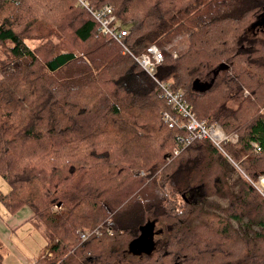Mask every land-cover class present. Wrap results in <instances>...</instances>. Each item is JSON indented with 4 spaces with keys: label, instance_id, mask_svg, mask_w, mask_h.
<instances>
[{
    "label": "trees",
    "instance_id": "trees-1",
    "mask_svg": "<svg viewBox=\"0 0 264 264\" xmlns=\"http://www.w3.org/2000/svg\"><path fill=\"white\" fill-rule=\"evenodd\" d=\"M89 2L113 7L134 54L161 52L158 79L233 137L250 181L207 141L172 154L184 131L164 123L161 90L75 0H0V204L51 232L32 264H264L251 184L264 176V38L249 35L264 0Z\"/></svg>",
    "mask_w": 264,
    "mask_h": 264
},
{
    "label": "built area",
    "instance_id": "built-area-1",
    "mask_svg": "<svg viewBox=\"0 0 264 264\" xmlns=\"http://www.w3.org/2000/svg\"><path fill=\"white\" fill-rule=\"evenodd\" d=\"M79 7L83 8L97 23V33L111 39L117 44L122 54L128 56L134 63L153 81L161 90L162 97L169 106V111L162 115L164 123L169 128H179L184 131L175 139V147L172 154L178 155L183 148L188 147L194 141H207L218 150L224 158L233 163L232 158L225 150V146L233 142L231 135L225 134L218 127L208 125L205 121L199 120L190 106L184 101L180 93L174 92L170 83L162 82L156 76V69L163 61L161 52L155 47H150L145 54L136 55L127 44L128 30L117 19L114 9L109 5L95 7L89 0H75ZM253 153H259L260 147L253 144ZM238 169V168H237ZM239 170V169H238ZM241 174L246 178L248 177ZM250 181V180H249ZM254 188L264 197V176L257 182L251 183ZM83 239L84 236H82Z\"/></svg>",
    "mask_w": 264,
    "mask_h": 264
},
{
    "label": "rangeland",
    "instance_id": "rangeland-1",
    "mask_svg": "<svg viewBox=\"0 0 264 264\" xmlns=\"http://www.w3.org/2000/svg\"><path fill=\"white\" fill-rule=\"evenodd\" d=\"M186 26V25H185ZM124 25V28H127ZM250 37L264 38V29L260 26L252 29L249 33ZM186 32L178 30L173 38L174 47L171 48L174 55L181 54L186 46ZM222 75V71L217 72L216 75L211 73L208 76L198 77V84L210 83L215 80H219ZM245 97H249V94L245 93ZM238 100H234L228 104L230 108H235L238 105ZM227 167L229 169L230 178L242 175L245 173L243 167L232 158L233 163L237 166V169L226 158ZM8 190L6 184L0 179V191L6 193ZM223 205V203H222ZM32 214L27 207H23L14 215L8 214L3 206L0 204V253L2 256L1 264H32L38 257L49 247L53 241V236L49 229H47L39 220L35 217H31Z\"/></svg>",
    "mask_w": 264,
    "mask_h": 264
},
{
    "label": "water",
    "instance_id": "water-1",
    "mask_svg": "<svg viewBox=\"0 0 264 264\" xmlns=\"http://www.w3.org/2000/svg\"><path fill=\"white\" fill-rule=\"evenodd\" d=\"M220 70L218 69V70H216V71H214V75H216L217 74V72H219ZM197 83V82H196ZM198 84V83H197ZM200 85V84H199ZM202 87H204L205 88V86H202ZM203 89V88H202ZM59 206V205H58Z\"/></svg>",
    "mask_w": 264,
    "mask_h": 264
},
{
    "label": "flooded vegetation",
    "instance_id": "flooded-vegetation-1",
    "mask_svg": "<svg viewBox=\"0 0 264 264\" xmlns=\"http://www.w3.org/2000/svg\"><path fill=\"white\" fill-rule=\"evenodd\" d=\"M258 26L262 27V29L264 28V24L262 22H260Z\"/></svg>",
    "mask_w": 264,
    "mask_h": 264
},
{
    "label": "crops",
    "instance_id": "crops-1",
    "mask_svg": "<svg viewBox=\"0 0 264 264\" xmlns=\"http://www.w3.org/2000/svg\"><path fill=\"white\" fill-rule=\"evenodd\" d=\"M32 217V216H31ZM50 246H51V244L49 245V247H47V249H49L50 248ZM47 251H49V250H46L44 253H43V255L44 254H46L47 253Z\"/></svg>",
    "mask_w": 264,
    "mask_h": 264
},
{
    "label": "bare ground",
    "instance_id": "bare-ground-1",
    "mask_svg": "<svg viewBox=\"0 0 264 264\" xmlns=\"http://www.w3.org/2000/svg\"><path fill=\"white\" fill-rule=\"evenodd\" d=\"M110 6V5H109ZM112 7V6H111ZM113 8V7H112ZM96 26H97V23L95 22Z\"/></svg>",
    "mask_w": 264,
    "mask_h": 264
}]
</instances>
